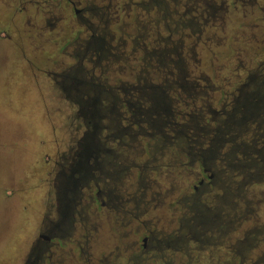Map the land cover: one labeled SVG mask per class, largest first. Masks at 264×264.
I'll return each instance as SVG.
<instances>
[{
  "label": "rangeland",
  "instance_id": "374dc122",
  "mask_svg": "<svg viewBox=\"0 0 264 264\" xmlns=\"http://www.w3.org/2000/svg\"><path fill=\"white\" fill-rule=\"evenodd\" d=\"M215 1L218 5L219 1ZM191 3L192 0L189 3L180 0L178 5L174 1H159L150 5L147 0L132 7L129 15L120 10L121 18L117 21L120 29L109 20L114 16V8L110 9L111 15L101 16L108 24L94 17L92 22L100 29L94 34L102 38L104 50L89 48L77 67L72 47L58 52L55 44L47 40L49 34L55 36L57 32L62 39L71 32V27L65 26L55 33L29 32L25 17L18 14L12 17L18 6L0 1V264H23L35 239L59 219L55 211V185L63 193L69 183L66 177L59 176V163L66 166L67 157L78 150L77 141L88 129L86 119L79 115L76 98L70 96L64 85L54 81L56 74L67 71L66 66L74 64L79 72L64 74L61 79L56 77L60 83L79 78L106 90L118 85L126 88L129 84L136 85L130 102L133 104L141 100L136 96L139 85L144 83L143 77L149 84L162 87L166 79L196 80L200 87L194 89L202 100H196L193 112L199 114L208 109L224 110L223 98L235 91V86L244 85L248 73L264 74V21L257 18L256 9L251 14V7L246 6L247 13L243 16L240 3L236 9L230 5L215 21L209 19L205 26L200 21L202 26L192 31L180 23L188 18L180 13ZM81 30L82 39L92 33L89 28ZM200 32L201 38L195 43ZM114 34L120 40L113 38ZM59 48H62L61 43ZM144 52H148L146 60H142ZM157 53L164 54L163 62L158 61ZM176 66L182 67L179 78ZM136 72L140 73L139 83ZM117 93L122 94V91L116 89ZM160 95L158 93L157 97L163 98ZM173 95L169 90L170 106L180 108ZM241 99V105L247 104L246 94ZM100 102L102 105L110 103L104 99ZM140 106L145 107V102ZM118 111L123 114L124 108L119 107ZM100 123L99 141L115 149V163L123 166L121 177L113 180L108 173L92 170L94 179L91 177L83 183L71 203L65 230L55 231V244L45 247L40 253V257H44L38 258L36 264H95L100 258L112 263L115 255L117 264H126L140 250L144 236L155 233L161 237L177 224L179 214L171 201L178 191L161 199L154 189L152 193L158 195V202L150 210L148 172L142 173L144 187L137 188L136 167L146 157L142 150L144 140L140 143L136 138L119 146L115 143L117 139L107 137L108 121L103 117ZM90 163L92 165L93 161ZM127 164L128 170L123 171ZM97 185L105 192L112 190L117 198L109 202L104 197L103 206L99 202L90 203L88 197L96 191ZM248 196L264 197V186L252 187ZM141 197H144L142 203L136 209L134 201ZM258 213V218L248 220L242 229L264 221V201L259 204ZM51 251V260H46ZM147 253L148 249L144 253L145 260H148Z\"/></svg>",
  "mask_w": 264,
  "mask_h": 264
},
{
  "label": "trees",
  "instance_id": "16d2710c",
  "mask_svg": "<svg viewBox=\"0 0 264 264\" xmlns=\"http://www.w3.org/2000/svg\"><path fill=\"white\" fill-rule=\"evenodd\" d=\"M245 82L226 94L223 111L195 114L188 99L192 92L177 83L171 86L180 108H164L160 99L156 101L153 87L159 84L149 85L144 101L124 108L121 127L133 126L136 134L123 128L115 139L128 143L135 134L140 143L144 140L146 157L136 167L137 188L143 184L142 173L148 172V209L158 199L154 189L161 199L178 191L171 205L179 214L173 230L161 237L148 235L147 247L142 245L126 264H264V221L242 229L258 218L264 201L248 196L252 187L264 186V74L248 73ZM237 87H244L247 104L241 105L243 94ZM143 102L145 107L140 106ZM217 168L224 170L228 182ZM198 175L206 180L204 187ZM142 198L134 201L136 209ZM105 264L117 263L113 257Z\"/></svg>",
  "mask_w": 264,
  "mask_h": 264
},
{
  "label": "flooded vegetation",
  "instance_id": "af4514ba",
  "mask_svg": "<svg viewBox=\"0 0 264 264\" xmlns=\"http://www.w3.org/2000/svg\"><path fill=\"white\" fill-rule=\"evenodd\" d=\"M1 2L9 3V5L12 6H18V8H15V13L12 15L13 18H15L18 15L25 17L26 22L29 26V32H37L40 34L43 30L46 33H55L56 31L63 30L65 26L71 27V32L67 35L62 37V39H59V33H55V36H50L49 34L47 40L48 42L54 43L56 50L59 52L64 51L65 49L71 48L73 49V54L77 58V67L80 65L83 60L86 52L89 48H93L95 50H104L102 42V38H98L94 32L96 30H99V28L96 29V25L92 22V19L94 17H97L101 22L104 24H108V20H104L102 18V15L106 14H112L110 13V9L114 8L113 17L108 18L109 20H113L112 23H116L120 20V10L127 11V14L129 15L130 9L132 7L137 5H142L147 0H0ZM150 2V5L152 3H156L159 1L162 2H170L174 1L178 5L180 0H148ZM219 1V4L217 5L215 0H192V3L190 6L185 5L186 11L184 13H180L181 16L188 15V18L185 22H180L183 28H190L192 31L195 27L200 26L201 22H203L204 26L206 25L207 21L209 19H212V21H215L216 17H218L219 13H224L228 11V6L231 5L233 9L237 8V4L240 3L242 8V15L246 16V6L248 8L251 7V14L255 13L253 9H256V16L257 18L262 19L264 21V0H217ZM7 2V3H6ZM13 2V3H12ZM187 3L190 2V0H186ZM12 3V4H11ZM168 5V4H167ZM33 7V8H32ZM31 11L29 12V10ZM29 12V13H27ZM117 14V15H116ZM136 15V14H135ZM110 17V16H109ZM136 20V17L134 18ZM182 20V18H181ZM119 22V21H118ZM202 26V25H201ZM84 27L85 31H88V28L91 29V32L89 35H87L86 38H81V28ZM121 25L117 24V29H120ZM60 29V30H58ZM98 31V32H99ZM102 31V30H101ZM6 34V33H5ZM202 32L197 35L195 39V43L199 42L201 38ZM9 37V34L6 35ZM113 38L116 37L120 40V37H117L115 34L112 36ZM168 43H171V40H167ZM62 44V48H59V44ZM194 43V44H195ZM180 45V44H179ZM194 47L196 45H193ZM102 47V49H101ZM182 49L183 44H182ZM110 48V47H109ZM63 49V50H62ZM115 50H117L116 47H114ZM145 50V49H143ZM194 53V52H193ZM158 55V61L163 62L164 54ZM148 57V52H144V58ZM147 59V58H146ZM145 59V60H146ZM179 62V61H178ZM181 62V59H180ZM182 64V62L180 63ZM148 65V64H145ZM144 65V67H145ZM183 66V65H182ZM77 67H75L74 64H70L66 66L64 69L67 70L66 72L63 70L61 74H56L55 76L61 79V77L64 74H72V72H79ZM142 67V68H144ZM177 70V78H179L180 72H182V67L176 66ZM142 68L140 73L142 72ZM148 70V67H147ZM69 71V72H68ZM144 72V71H143ZM140 73L136 72V82H140ZM146 73V70L145 72ZM54 78V81L58 83L59 85H64L65 90H69L70 96L75 97L74 99L78 106H79V115L84 117L86 119L84 121L87 131H84L83 137L77 141V147L78 150L76 152H72L70 154V157H67V164L65 166L64 163L60 162L59 166L60 174L59 176L63 175L66 177L69 181L68 186L66 190L63 193H60L58 190V187L55 185L56 188V197L54 196L55 201V208L57 212V216L59 217L57 222L52 223L49 225L46 229V233H40L38 238L35 239V241L32 243L30 247V251L28 253V256L25 258L23 264H36V260L38 258H43L44 256L40 257V253L45 251V247L48 245H51V243H54V235L55 231H64L66 222L69 216V208L71 207V203L75 198V195L79 193L80 187L83 185V183H87V181L93 177L94 175L92 170L97 169L102 171V173L106 174L108 173L110 178L112 177L113 180L118 179L121 177L122 174V168L123 166L118 165L115 163L116 160V154L115 149H111L109 147H106L104 145H107L106 142L100 143L98 134L101 129V118H106L109 126L106 127V129H109V133L107 134V137L110 138V140H113V138H117V133L121 132V129L128 131L135 132L134 129L131 127H121V120H120V113L118 111L119 107L128 109L133 103L131 99L133 98V91L136 89V85L129 84L128 87H122L120 85L115 86L112 90H106L100 88V86L96 83L92 82H86L82 81L79 78L78 80H75L73 78V81L68 82L62 81L60 83L59 79ZM201 77V76H200ZM180 81H168L167 79L164 80L166 83L165 87H162L160 85L159 87H153V89L157 90L158 93H160L161 97L160 100L162 101V105L164 108L169 103V97L168 93L169 90L171 94L175 97V101L178 103V93L175 91L173 86H171L174 83H177L179 86L187 87L186 90L192 92V99H193V110L196 106V100H199L201 98L198 97V92L195 91V87H200V85L197 83L196 80H182V77L179 78ZM143 85H139L138 89V95L136 98H139L144 101V97H148V87L151 88V84L147 82L146 79H144ZM210 89H212V85H208ZM171 87V88H170ZM116 89L121 90L122 94L117 93ZM173 89V90H172ZM184 89V88H183ZM238 91L240 94H245L244 87L238 88ZM244 89V90H243ZM165 95V96H164ZM129 97V98H128ZM143 98V99H142ZM102 99L109 101V105H102L100 102ZM134 100V99H133ZM202 100V99H201ZM152 101H155L154 99ZM156 101H159V98H157ZM120 103V104H119ZM156 105H158V102H153ZM210 110V109H209ZM213 110H219V109H213ZM220 110L223 111L221 108ZM125 111V110H124ZM195 114L200 115L199 112H196ZM136 134V132H135ZM135 134L133 136L129 137V141H135L136 136ZM117 145L120 146V142L115 141ZM116 145V147H117ZM64 157V156H63ZM62 157V160L64 161L65 158ZM90 161H93V164L91 165ZM220 176L224 175V170L218 169ZM219 176V177H220ZM225 176V175H224ZM226 180L225 182H228L229 178L228 176H225ZM198 184L203 185L206 180L200 175L197 176ZM96 180V179H95ZM94 180V181H95ZM97 182V181H96ZM114 184V183H113ZM144 187V183L142 184ZM104 187V186H103ZM198 186L196 185V190ZM204 187V186H202ZM201 194V193H200ZM200 194H197L198 198L201 199ZM111 202L114 201L117 197L114 195L112 190L108 189V191H104L97 185L96 191L93 194L89 195V201L90 203H98L100 205H104L105 198ZM156 236L155 233L149 234ZM148 236H144L141 239V246L144 247L148 244ZM55 244V243H54ZM58 244V243H56ZM82 252V250H81ZM53 256L52 251L47 254L46 260H51ZM114 261L116 258V255L113 256ZM107 260L105 258L99 259L95 264H105Z\"/></svg>",
  "mask_w": 264,
  "mask_h": 264
}]
</instances>
